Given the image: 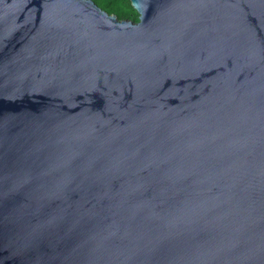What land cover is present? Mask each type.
<instances>
[{
    "label": "water",
    "instance_id": "obj_1",
    "mask_svg": "<svg viewBox=\"0 0 264 264\" xmlns=\"http://www.w3.org/2000/svg\"><path fill=\"white\" fill-rule=\"evenodd\" d=\"M0 0V264H264V0Z\"/></svg>",
    "mask_w": 264,
    "mask_h": 264
},
{
    "label": "trees",
    "instance_id": "obj_2",
    "mask_svg": "<svg viewBox=\"0 0 264 264\" xmlns=\"http://www.w3.org/2000/svg\"><path fill=\"white\" fill-rule=\"evenodd\" d=\"M100 7L115 14L119 20L129 19L134 22L139 21V12L133 6L131 0H94Z\"/></svg>",
    "mask_w": 264,
    "mask_h": 264
}]
</instances>
